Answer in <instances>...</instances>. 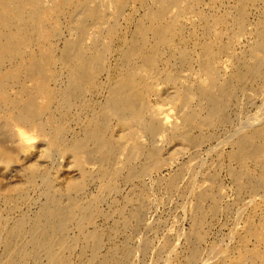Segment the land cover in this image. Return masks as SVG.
I'll use <instances>...</instances> for the list:
<instances>
[{"label":"bare ground","instance_id":"obj_1","mask_svg":"<svg viewBox=\"0 0 264 264\" xmlns=\"http://www.w3.org/2000/svg\"><path fill=\"white\" fill-rule=\"evenodd\" d=\"M129 1L0 0V157L13 160L7 146L14 139L29 142L31 137L23 127L34 126L41 135L49 137L43 156L51 157L54 152H59L70 157L69 161L72 160V166L79 172L77 181L63 183V178L55 176L53 179L37 164L30 163L15 172L17 180H0V208L5 205L11 210L18 209L28 199L30 190L39 191L45 200L33 217L21 213L18 218L11 222L7 220L0 227V264H69L76 246V240L68 236L72 226L77 229L80 238L88 241L90 256L85 259V264H122L129 261L133 250L127 242L112 244L106 254L100 256L103 241L120 230L126 231L131 224L140 226L144 221L151 195L143 187V181L159 167L165 145H173L180 150L183 145L200 149L214 138L216 134L213 130L228 121L230 103L236 91L244 92L242 94L249 99L254 98L262 88L259 86L257 91L252 83L264 82V58L260 55L264 52L263 26L256 25V38L253 37L256 40L252 45L249 43L251 46L245 49L242 56L236 57L231 52L239 39L248 35L246 7L260 2L263 11H259L264 24V0H237L239 10L234 17H230L231 14L210 17L200 13L195 8L200 0H155L153 6L147 5L146 0H139L146 14L138 18L135 30L128 35V29L121 31L123 28H119L118 21L124 17ZM230 9L234 10L233 7ZM190 16L196 17L201 27L199 31L196 28L185 32L184 20H189ZM261 20L257 21L262 23ZM63 30L68 35L65 39L61 36ZM59 42L61 48L57 46ZM113 57L116 65L113 64L110 69L108 62ZM232 63V74L228 72L230 80L224 82L219 73H225ZM108 70L110 78L104 86L101 77L108 75ZM61 79L65 82L60 83ZM163 84L167 89L160 92ZM104 89L108 92L105 103L88 115L91 110L88 96ZM152 96L156 99L153 103ZM173 111H177L176 114L173 115ZM84 112H88L86 119L80 120L79 114ZM71 121L78 124L81 121L83 127L79 135L67 142ZM113 121L119 128L116 137V142H120L118 145L110 134ZM116 125L114 128H117ZM245 129L248 131L232 138L233 151L229 156L239 166V170L235 167L237 172L233 169L234 179L244 178L243 182H236L237 191L245 190L254 196L264 193V117L255 119L253 123L246 122L241 130ZM21 147L28 156L32 150L30 146ZM180 150L177 152L180 153ZM84 159L98 165L94 174L86 170ZM250 163L257 170L256 176L248 169ZM188 170L185 167L174 174L168 187H176ZM93 177L105 182L104 187L101 186L97 197L83 205L77 197L82 196L85 185ZM119 179H123L125 184L137 181L141 187L138 193L132 194L135 192L133 188L124 202L135 205L136 209L131 211L126 208L131 213L126 214L127 217L124 214L117 223L120 224L108 231L93 229L85 234V229L99 213L97 204L101 195L106 189L113 188ZM216 186H198L196 190L193 226L187 233L184 252L187 258L183 264H198L200 261L202 251L199 245L206 238L203 228L207 224V215L210 218V215L216 216L220 211L219 196L215 191L220 186ZM63 198L67 203H62ZM206 201H211L208 210L204 208L207 205L203 206ZM251 203L252 199L247 201V204ZM114 212L116 214H112L122 215L118 205ZM238 239L236 249L244 258L236 264H264L262 249L245 248L251 239L264 244V209L253 208L247 228ZM216 251L213 249V253ZM84 253L83 249L81 254ZM207 264L216 263L209 261Z\"/></svg>","mask_w":264,"mask_h":264},{"label":"rangeland","instance_id":"obj_2","mask_svg":"<svg viewBox=\"0 0 264 264\" xmlns=\"http://www.w3.org/2000/svg\"><path fill=\"white\" fill-rule=\"evenodd\" d=\"M146 1H147V5H149V6H153L155 4L154 3L155 0H146ZM200 1L201 2H199L197 5L198 8L197 7H195V8L198 9V12H200V13L203 12L204 14H206L207 16H210V17L223 16L225 14L226 15L231 14L230 17H232V16L234 17L238 13V10H239L237 0H236L237 4H235L236 3L235 0H225V2L223 0H220V1L219 0H216V1L215 0H209V1L208 0H204V1L200 0ZM206 1H208V2H206ZM203 2H205V3L203 4ZM209 2H211V3H209ZM218 2H220V3H218ZM129 3H131V4H129ZM139 3H140L139 0H130L128 2L127 6L125 7L124 17L119 19V21L122 19L120 22L118 21L119 28H123V29H121V31L124 32L125 30L128 29L127 30L128 35H130V33H132L135 30L134 27H136V25L139 21L138 18L141 19L144 16V14H146L145 7L141 3L140 4ZM256 3H254V4H256ZM258 3H260V2H258ZM258 3L256 5H254V4L249 5L248 7L250 9H252L250 11H248L249 10L248 7L245 8L246 26H247L246 28L247 29L249 28L248 32H246V33H248V35L247 36L244 35L243 36L244 39L240 38L239 39L240 41L237 44L238 47H236L237 46L236 45L234 47V50H232L231 54L236 56V57L240 56V55L242 56L243 53L246 52L245 49L246 48L248 49V46H251L255 42V40H256L255 39L256 38L255 30H257V26H261V27L263 26V28H264L263 21L261 20V14L262 13H260L261 11H263V7H262L263 5L261 3L260 4H258ZM206 4L207 5L209 4V5L207 6ZM202 5L204 8L202 7ZM257 5L261 6V7H257ZM206 6H207V8H206ZM209 6H210V8H209ZM219 7H221V8H219ZM230 7H233L234 10H231ZM213 8H214V10H212ZM255 8H257V9H255ZM204 9H205V11H204ZM210 10H211V12H210ZM230 10H231V13H230ZM259 10H261V11H259ZM218 11H219V13H218ZM224 11H225V13H224ZM234 11H235V13H233ZM134 17H136V18H134ZM193 18H194V16H190L189 20H184V27L183 28H184L185 32L194 31V29H196V28L198 29V31H199V28L201 29L200 25L198 26V22H197L196 17L194 19ZM130 19H132V20H130ZM257 20H259V21L261 20L262 23L257 21ZM232 23L233 22H231V24L229 23L230 25L228 27H230L232 25ZM132 25H133V27H132ZM193 25H195L196 27ZM252 28H254L253 29L254 31H251ZM189 30H191V31H189ZM250 31L252 32V34ZM61 36H62V39L67 38L68 35H67L66 30L62 31ZM245 36L248 38H245ZM253 37H255V38H253ZM224 40H226V39H224ZM61 42L58 43V45H57L58 48L62 47ZM260 55L263 56V58H264V52H263V54H260ZM114 59H115L114 57L109 59V62H108L109 67L108 68L112 69L113 64L116 65ZM113 60H114V63H113ZM233 64L234 63L229 64V67L227 68V70L225 72L226 75H225V73H219L220 79L222 81L227 82L230 80L231 75H229V74H232L231 71H233V66H232ZM230 66H232V67H230ZM228 72H229V74H228ZM107 73L109 76L107 74H105L104 77L103 76L101 77V81H102L104 86L108 84L109 78H110L109 70L107 71ZM64 82H65V79H63V80L61 79L60 83H64ZM259 83H260V85H259ZM261 83L263 84L264 82L261 81L258 83H252V85L254 86L253 88H255L256 90H257V88L259 89L260 87H262L261 89H259V91L260 92L262 91V92L261 93L259 92L257 95H255L256 97L253 95L254 98L249 97V99H248V97H246L244 95L245 94L244 92H240V91L235 92L236 95H234V98L232 100L234 103L231 101L232 103H230V110H229L230 113L228 114V121H230V122L227 121L228 123L227 122L225 123V124H228V125H226V127H225V124L220 126L222 128L217 127L216 129L218 131L216 129H214L215 131L213 130L214 135L215 134L216 135L214 136V138L212 140H210L211 142L210 141L207 142L206 144L203 145V147L201 146L200 149H198V148L192 149L190 147L183 145V146H181V150H180V148L178 149L176 147H173V145H172V147H171V145H165V147L163 148L162 153H161V159H160L161 163H159V167L157 169H154L151 173H149V175L147 177H145V180L143 181L144 182L143 187H145L149 191V195H151L150 196V200H151L150 202L151 203H149L147 205L148 209L146 207L147 212H146V215L143 219L144 221H142V224L140 226H137L134 223V224H131V226L126 229V231L121 232V230H120L116 235H114L110 239H106L107 242L104 240L105 242L103 241V245H102V248L100 251V256L105 255L112 244L116 243L115 245H122L123 243L127 242L126 244L128 245V247L129 246L132 247L131 249L133 250V255L129 259V261H126V263L123 262L122 264H183V263H185V260L187 258V255L185 254L186 253L185 247H186V242H187L186 237H188L187 233L189 234V232L191 231L190 229H192V226H193V219H192L193 218V211L192 210H194V207L196 205L195 204L196 203L195 198H196V194H197L196 190H198V186L211 187V185L212 186L217 185L216 186L217 188H219V186H220V188H219L220 191L218 189L215 190L216 194L218 192L217 195L219 196L218 206L220 208V211H219V213H217L216 216L210 215L211 216L210 218H208V215H207V218H206L207 224H205L206 226H204V228H203V231L205 233L206 238L204 239L205 241H203L202 244L199 245V250L201 249L202 252L200 251L201 252V258H200V261L198 264H207V262H209V261L211 263L214 262L216 264H218L219 262H220L219 264H222V263H224V264L225 263L226 264H233V263L236 264L244 258L243 255H241L240 251L238 249H236L239 244L236 245L235 243H238L237 241H239V239L237 240V238H240V236H242L244 234V232L247 228L250 213L252 214L253 208L254 207H258V208L260 207V209L261 208L264 209V207H263L264 206V204H263L264 203V201H263L264 200V193L263 194L260 193L259 195L252 196L251 194H248V191H246L247 193L245 192V190L244 191H237L238 189L236 186H237L238 181L243 182L244 178L242 179L241 178L242 176H241L240 178H238L237 181L234 179L232 172H234V170H235V172H237V169L239 170V168H237L238 165L236 164V162H233L230 159L229 154H230V152L233 151V147H232L233 144L231 145L232 138L236 135H242L243 133L248 131L246 129L241 130L243 128L244 124H246V122L247 123H250V122L253 123L255 119H258L260 117L261 118L264 117L263 116L264 115V102H263L264 101V87H263L264 84L262 86ZM254 84H257V85H254ZM163 87H164V89H163ZM253 88H248V89L251 90ZM165 89H167L165 84H163V86L161 85V88H160L161 91L160 92L165 91ZM105 90L106 89L100 90V92H96V94L92 93L91 95L88 96V99L90 101L89 104L91 106L90 109L92 111L89 110L88 111L89 113L84 112L85 114H81V115L79 114L80 120L86 119L85 117L87 116V113H88V115L91 114L94 110L99 109V107L103 103H105L104 101H106V99L108 97L107 96L108 92H106ZM238 93H241V94H238ZM242 93H244V94H242ZM155 100H156L155 97L152 96L151 97V103H153ZM164 105H166V104L164 103ZM176 112L177 111H175V112L173 111L172 112L173 115L176 114ZM229 118H230V120H229ZM243 119H244V121H243ZM74 121H71L68 124L69 130H68L67 135H66L67 142L72 140L75 135H79L81 132V128L83 127L82 126L83 123L81 124V121L80 122L78 121L79 124L77 122H74ZM114 124L116 125V122L113 121L111 123V126L112 125L113 126L111 127L110 134H113V135H111V137L113 138L114 143L118 145L120 142H116V141H118L117 140L118 138H116V137L118 135L117 132H118L119 128L117 127V125H116L117 128H114L115 127ZM28 127H30V128H28ZM28 127H23V130H26L27 134L31 137V140L29 142L22 143L16 139H14L10 143V145L7 146V149L9 151V155L13 156L12 157L13 160H9L5 156L0 157V170H1L0 171V180L9 181V178H10V180H14V181L17 180L18 177L14 176L15 172L21 168L29 166L30 163H33V164H37L38 165L37 167L39 169L47 171L53 179L56 176V177H59L60 179L63 178V179H61V181L63 183H65L67 181H74V180L77 181L79 178V172H78L77 168L72 166V164H71L72 160L69 161V159H71V158L68 156L62 155L59 152H54L53 154H55V155L52 154L51 157L43 156V153L48 148V145H47L48 140H49L48 135H46V134L41 135L40 134L41 132H39V130H37V128H35L34 126H28ZM116 129H117V131H116ZM111 132H113V133H111ZM143 142L145 143L146 140H144ZM31 145L33 146L32 148H31ZM21 146H30V149H32V150L30 151V154L28 153V156L23 151V149H21V148H23ZM182 147H184V148H182ZM171 148H174L175 150L174 149L172 150ZM177 150H180L181 154L179 153V151L177 152ZM173 152H175V155ZM124 153H125V151H124ZM184 153H186V154H184ZM122 156H121V158L124 157V156L123 157ZM4 158H6V159H4ZM230 160L232 163L230 162ZM9 161H10V163H8ZM84 161H85L84 167H86V170L91 171L92 173L93 172L95 173L97 171V169H98L97 164L88 163L86 159H84ZM222 161H223V163H222ZM6 164L9 166H7ZM216 164H217V168L215 167ZM253 166L254 165L252 163H250L248 169L250 168L249 171H251V174L256 176L257 170ZM185 167H188L189 170L187 172H185L186 174L183 175V178L181 179L182 181L180 180L178 185L176 187H174L175 189L169 188L168 187L169 180L173 177L174 174L178 173L182 168H185ZM213 170H215V171H213ZM228 172L231 174H229ZM216 174L218 177L216 176ZM4 175H6V176H4ZM57 175H59V176H57ZM213 175H214V177H211ZM99 181H98V179L95 180L94 177L89 179V182L87 183V185H85L84 191L82 192L83 193L82 196L79 198L77 197V200L81 204H83V205L87 204L91 200H93L95 197L98 196L101 186L103 188L104 184H105V182H102V181L99 182ZM117 181H119V182H117ZM117 181H115L113 188L106 189V192H104L103 195H101L102 196L101 201H99L97 204V207H99L98 208L99 213L94 217L92 224L89 225L85 229V231H84L85 234H86V231H87V234H89L90 232L93 231V229H98L101 231H108L114 225H116L118 222H120V219H121V217L124 216V214L125 215L130 214L131 211L136 209L135 205L125 204L124 202L126 200L125 198H127L129 194L131 195L130 192L133 191L132 190L133 188H135L134 189L135 192H132V194L139 192L138 189H140L141 187L138 185V182L135 181L132 184L131 183L125 184L123 179H119ZM145 181H146V183H145ZM38 183L40 184V181ZM237 192L238 193L240 192L239 193L240 196ZM243 192L245 194H243ZM104 194H105V196H104ZM241 197H243V198H241ZM239 198H240V200H239ZM75 199H76V197H75ZM86 199H88V200H86ZM251 199H252V203L247 204V201H249ZM44 201H45L44 196L41 195L39 193V191L30 190L28 192V199L26 201H24V204L23 205L21 204L18 207V209L11 210V209H9V208H11L10 206H8V208H7L5 205H2L3 207L1 206V208H0V219L2 222V224H0V227H3L5 225L4 223H7V220H8V222H11V221L15 220L16 218H18L21 213L25 214L27 217H33V215H35L36 212L37 213L39 212L41 204H43ZM62 201H63L62 203H67V201L64 198L62 199ZM210 202L211 201H206L205 205L203 204V206L207 205L206 207H204V208H206L205 210L209 209V207H210L209 205H211ZM237 203H238V205H237ZM117 205H118V209H120L122 211V215H115L116 212H114V211L117 210ZM11 206H13V204H11ZM115 206H116V208L114 209ZM250 206H251V208H250ZM126 208H129L131 211L128 213L129 209H126ZM111 212L115 213V214H112ZM242 212H243V214H242ZM241 216H242V218H241ZM125 217H127V215ZM213 217H214V220H213ZM116 220H117V222H115ZM119 224H117V225H119ZM78 234H79V232L77 231L76 228H74L73 226H72V228L70 227L69 232H68V236L70 238H73L76 240L75 241L76 246L74 248V252L71 253V255H70L69 264H85V262H86L85 259H87L88 256H90V254H88V253H90V249L87 247L88 241L85 242L86 240L80 238V236ZM235 234H236V237L238 236L237 238L235 237ZM233 237H235V239ZM233 241H234V244H233ZM252 243H254V244H252ZM83 245H86V246H84V248H83ZM250 245H254V246H250ZM164 247H166V248H164ZM1 248H2V245L0 244V250H1ZM82 248L84 249V252L86 254L85 253L81 254V251L83 250ZM245 248L248 250H254L256 248L257 249L259 248L258 250L262 249V250H260V252H262L264 255V251H263L264 250V244H261V243L259 244V243L255 242L254 239H251L248 242V244L245 245ZM87 249H89V251ZM213 249H217V251H216L217 253L216 252L213 253ZM85 250H87V252ZM231 251H233V253ZM228 253H231V255H229ZM221 255H223V257ZM233 255H235V258L233 257ZM81 256H82V258H80ZM237 256H239V257H237ZM220 257H222L223 261L224 260L225 261L221 262L222 259ZM238 258H241V259H238ZM43 262H44V260H43Z\"/></svg>","mask_w":264,"mask_h":264}]
</instances>
